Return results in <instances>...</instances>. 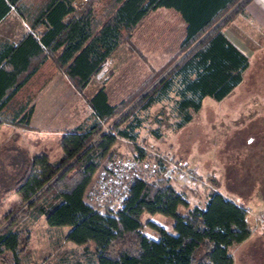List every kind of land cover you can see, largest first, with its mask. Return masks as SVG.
Here are the masks:
<instances>
[{"label":"trees","instance_id":"obj_1","mask_svg":"<svg viewBox=\"0 0 264 264\" xmlns=\"http://www.w3.org/2000/svg\"><path fill=\"white\" fill-rule=\"evenodd\" d=\"M249 1L105 0L104 19L96 18L95 32L73 38L84 17L62 22L72 9L69 0H50L44 34L36 38L28 32L15 43L0 40V124L29 128L32 99L55 70L82 91L148 12L170 8L184 23L177 50L124 99L109 103L103 85L85 96L89 114L60 136L56 159L15 147L8 152V168L0 165V186L20 194L22 214L30 220L42 217L49 227H66L62 238L81 245L78 252H60L56 264H226L237 233L249 232L250 226L247 208L221 192L209 190L202 206L188 207L165 179L131 175L118 204L99 210L86 201L85 191L110 158L114 142L135 140L142 114L153 104L169 100L173 128L179 129L204 97L218 101L240 82L248 58L222 28ZM14 2L0 0V20ZM143 212L170 218L172 232L147 221L156 237L147 236ZM26 231L15 219L0 225V264H34Z\"/></svg>","mask_w":264,"mask_h":264},{"label":"rangeland","instance_id":"obj_2","mask_svg":"<svg viewBox=\"0 0 264 264\" xmlns=\"http://www.w3.org/2000/svg\"><path fill=\"white\" fill-rule=\"evenodd\" d=\"M101 1L93 2L99 5ZM101 7L102 3L98 10ZM183 31L179 16L170 8L159 7L132 29L129 41L119 45L82 91L75 90L65 75L55 70L33 98L43 123L29 128L0 124V165L8 168L7 155L15 147L30 156L43 152L49 160L56 159L61 154L60 136L89 114L85 96L103 85L109 103L124 99L151 68L164 64L177 50ZM142 115L135 140L119 137L111 146L110 158L92 175L86 201L99 210L105 205L114 207L127 179L140 175L165 179L183 195L188 207L202 206L208 191L214 189L251 212L264 211V37L250 54L240 82L218 101L204 97L181 128H173L169 100L153 104ZM19 200L18 192L0 186V225L15 219L18 226H25L34 264H56L60 252L80 250V244L62 238L66 227H49L42 217L30 220L22 214L25 204L19 205ZM247 219V236L229 247L226 260L264 264V224L253 225L250 217ZM140 220L149 237L156 235L147 221L172 232L171 219L162 214L143 212Z\"/></svg>","mask_w":264,"mask_h":264},{"label":"crops","instance_id":"obj_3","mask_svg":"<svg viewBox=\"0 0 264 264\" xmlns=\"http://www.w3.org/2000/svg\"><path fill=\"white\" fill-rule=\"evenodd\" d=\"M87 1L88 0H69L72 9L70 12L62 15V22H66L70 18L76 16L84 17L82 23H77L72 34L73 38L77 37L79 32H90V34H93L95 32L96 18L99 21L104 19L103 10L105 0L100 2V4L102 3L101 10H98L100 4L95 5V2L92 1L91 5H89ZM8 4L9 9L6 15L0 20V40L15 43L28 32L36 38L46 32L48 26H46L45 23L50 20V17H47L48 7L51 5L50 0H15L14 4ZM173 12L176 13L175 11ZM143 18H141L137 24L143 20ZM181 22L184 26L182 20ZM31 23L37 24H35L34 27H31ZM222 31L224 35L249 59L250 54L254 52L256 48L261 46L264 37V0H250L245 5L243 11L237 13L228 25L222 28ZM59 48H61V46ZM33 100L28 125L34 127L35 124L33 123H43V120L41 119V122H39L41 112L37 110L38 108L35 105V100L34 102ZM255 213L256 211H253L251 214H248L249 216L246 214L248 224L250 223L247 217H250V222L252 223V215H255ZM244 234L247 236V233L243 231L237 233L239 238L238 243L241 242V236ZM226 258L224 259V263L231 264Z\"/></svg>","mask_w":264,"mask_h":264},{"label":"built area","instance_id":"obj_4","mask_svg":"<svg viewBox=\"0 0 264 264\" xmlns=\"http://www.w3.org/2000/svg\"><path fill=\"white\" fill-rule=\"evenodd\" d=\"M246 213L251 214V211L247 209ZM258 222H261L262 224H264V211L260 213H256L255 215H252V223L256 225Z\"/></svg>","mask_w":264,"mask_h":264}]
</instances>
